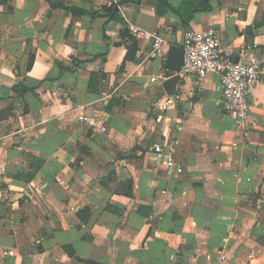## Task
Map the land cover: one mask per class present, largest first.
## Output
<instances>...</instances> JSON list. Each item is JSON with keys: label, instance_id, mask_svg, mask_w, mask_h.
Here are the masks:
<instances>
[{"label": "crops", "instance_id": "0c3cea01", "mask_svg": "<svg viewBox=\"0 0 264 264\" xmlns=\"http://www.w3.org/2000/svg\"><path fill=\"white\" fill-rule=\"evenodd\" d=\"M130 24L264 59V0H0V264H264V75L239 124Z\"/></svg>", "mask_w": 264, "mask_h": 264}, {"label": "built area", "instance_id": "2783aa9c", "mask_svg": "<svg viewBox=\"0 0 264 264\" xmlns=\"http://www.w3.org/2000/svg\"><path fill=\"white\" fill-rule=\"evenodd\" d=\"M130 30L137 36H152L155 57L164 58L168 55L170 46L158 32L148 33L135 24H130ZM221 46V38L216 29H187L183 35L184 58L179 74L194 75L198 80H203L212 73L218 74L223 108L243 125L251 118L250 94L264 75V59L256 54H248L243 60H235L224 55ZM166 78L158 75L153 76L151 81L158 83ZM152 151L175 177L183 173L182 166L176 162L173 152L166 151L164 143L156 142Z\"/></svg>", "mask_w": 264, "mask_h": 264}, {"label": "water", "instance_id": "95a60500", "mask_svg": "<svg viewBox=\"0 0 264 264\" xmlns=\"http://www.w3.org/2000/svg\"><path fill=\"white\" fill-rule=\"evenodd\" d=\"M183 58V47L179 45L173 46L168 54L166 62V69L172 73V76L163 83L164 88L169 94H172L176 90V87L181 80L179 71L183 64ZM12 107L13 106H7L0 110V121L7 119L11 115L13 111Z\"/></svg>", "mask_w": 264, "mask_h": 264}, {"label": "trees", "instance_id": "16d2710c", "mask_svg": "<svg viewBox=\"0 0 264 264\" xmlns=\"http://www.w3.org/2000/svg\"><path fill=\"white\" fill-rule=\"evenodd\" d=\"M127 1H133V2H136V1H138V0H127ZM205 4H207V5H205L206 7H204L203 9L208 10V9H209L208 1H205ZM199 9H201V7L197 4L194 8H192V10H191L190 13L188 14V16H185V17H184L183 14H182L183 19H184V24H185V25H186L187 22L190 21V19L193 17L194 12L197 11V10H199ZM110 11H111V12H114V9H113V10H110ZM22 90H23L24 93H26L29 89L23 87Z\"/></svg>", "mask_w": 264, "mask_h": 264}]
</instances>
